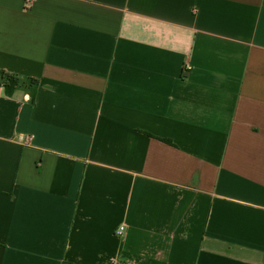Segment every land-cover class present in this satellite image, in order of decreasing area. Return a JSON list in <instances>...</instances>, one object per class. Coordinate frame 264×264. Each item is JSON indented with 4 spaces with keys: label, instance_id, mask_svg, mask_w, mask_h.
Wrapping results in <instances>:
<instances>
[{
    "label": "crops",
    "instance_id": "obj_1",
    "mask_svg": "<svg viewBox=\"0 0 264 264\" xmlns=\"http://www.w3.org/2000/svg\"><path fill=\"white\" fill-rule=\"evenodd\" d=\"M0 69V264H264V0H0Z\"/></svg>",
    "mask_w": 264,
    "mask_h": 264
},
{
    "label": "trees",
    "instance_id": "obj_2",
    "mask_svg": "<svg viewBox=\"0 0 264 264\" xmlns=\"http://www.w3.org/2000/svg\"><path fill=\"white\" fill-rule=\"evenodd\" d=\"M38 86L39 81L35 78L8 73L0 69V88L8 97H11L17 91H21L29 95V102L33 105Z\"/></svg>",
    "mask_w": 264,
    "mask_h": 264
},
{
    "label": "built area",
    "instance_id": "obj_3",
    "mask_svg": "<svg viewBox=\"0 0 264 264\" xmlns=\"http://www.w3.org/2000/svg\"><path fill=\"white\" fill-rule=\"evenodd\" d=\"M33 0H25V5H29ZM187 69H189L188 66H186ZM31 137L28 138V141H30ZM125 227L120 226L116 229L115 234L117 237H121L124 234Z\"/></svg>",
    "mask_w": 264,
    "mask_h": 264
}]
</instances>
